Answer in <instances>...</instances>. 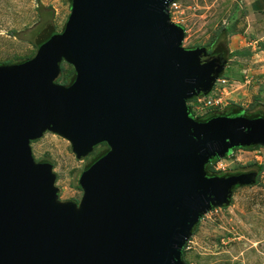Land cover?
<instances>
[{
    "label": "water",
    "instance_id": "1",
    "mask_svg": "<svg viewBox=\"0 0 264 264\" xmlns=\"http://www.w3.org/2000/svg\"><path fill=\"white\" fill-rule=\"evenodd\" d=\"M171 0H68L63 28L32 57L0 64V264H184L192 226L255 172L207 174L211 158L264 146V119H196L186 102L209 92L221 52L181 45ZM68 84L56 82L62 63ZM75 158L78 200H60L49 161L30 142L46 132Z\"/></svg>",
    "mask_w": 264,
    "mask_h": 264
},
{
    "label": "rangeland",
    "instance_id": "2",
    "mask_svg": "<svg viewBox=\"0 0 264 264\" xmlns=\"http://www.w3.org/2000/svg\"><path fill=\"white\" fill-rule=\"evenodd\" d=\"M251 4L250 7L248 3ZM188 15L187 33L181 45L209 50L222 42L228 55L221 78V102L237 104L247 112L264 110V0H195ZM69 12L68 0H0V62L28 59L35 53L34 38L47 24L60 31ZM249 13V15H248ZM248 15V16H247ZM221 27L228 33L217 37ZM206 49V52H208ZM59 79L65 84L71 66L62 63ZM105 145H95L83 158H75L69 143L46 131L30 142L37 161L52 164L60 200H78V177L85 164ZM262 169L256 183L237 186L229 204L214 207L199 219L196 230L183 247L188 264H264V146L235 149L212 163L219 173Z\"/></svg>",
    "mask_w": 264,
    "mask_h": 264
},
{
    "label": "trees",
    "instance_id": "3",
    "mask_svg": "<svg viewBox=\"0 0 264 264\" xmlns=\"http://www.w3.org/2000/svg\"><path fill=\"white\" fill-rule=\"evenodd\" d=\"M62 28H63V26H62ZM227 29H228L227 27H221L220 30H218V32H217V37H223L224 38L225 34L228 33V30ZM51 31H55L54 28L51 25L47 24L46 26H44L43 30L34 38V45L36 46V44L39 41V39L43 35L47 34L48 32H51ZM191 47H199V46H191ZM202 47H204V46H202ZM206 49H208V48H205L204 47V50L205 51H206ZM217 50L218 51H221V53L223 54V56L225 57V59H227L228 57H230L228 55H233V54L239 53L237 50L228 51L226 49V47L223 46L222 42H220L218 45H216L213 49H211V50L208 49V52L207 53H210V52H213V51L215 52ZM26 59H24V60H26ZM20 61H23V60H20ZM20 61H16V62H20ZM2 63H11V62H9V61L0 62V64H2ZM60 70H62V67L60 68ZM60 73H61V71H60ZM222 73L223 72H221L218 77H221ZM59 77H60V74L57 77L56 81L59 79ZM72 78H73V70H70L69 76H68L65 84H68L72 80ZM194 97L195 96H191L188 100H190V99H192ZM242 112L245 113V115H247V116H258V117L264 119V110L263 109H258V110L254 111V112H247V111L244 110V108H242L241 106H239L237 104H234V103H230L227 107L225 105L221 110H210L208 112H205L202 116H195V118L196 119H206V118H210L212 116L213 117L214 116H218V117L220 116V117H222V116H226V115H230V114H236V113H242ZM191 114H193L192 111H191ZM255 146H258V144L237 147V148H234L233 150H235V149L251 150ZM105 151H106V146L103 149L97 151L90 158V160L85 164L83 170L85 168H87L92 162H94L99 156H101ZM216 160H218V159L217 158H211L208 162H206L204 164L203 169H204V171L207 174L214 175V176H220V174H222V175L225 174V173H219V172H217L216 170H214L212 168V163L215 162ZM42 161H46V160H42ZM261 169H262V165L261 164H259V165L257 164V167L255 168L256 175H258V173L260 172ZM255 179H256V177H255ZM254 183H256V180H255ZM234 189H235L234 187L231 188V190H234ZM214 207H220V206H214ZM197 223L198 222H196L192 226V228H191V234H193L194 231L196 230ZM183 262H184V264H188L184 259H183Z\"/></svg>",
    "mask_w": 264,
    "mask_h": 264
},
{
    "label": "built area",
    "instance_id": "4",
    "mask_svg": "<svg viewBox=\"0 0 264 264\" xmlns=\"http://www.w3.org/2000/svg\"><path fill=\"white\" fill-rule=\"evenodd\" d=\"M195 6V0H171L167 4L169 20L183 26V39L188 31V15L184 13V9L194 10ZM225 82V78L216 79L211 90L207 94L195 96L187 102L194 116H202L205 112L210 110H221L225 106V104H222L220 96L223 91L222 84Z\"/></svg>",
    "mask_w": 264,
    "mask_h": 264
},
{
    "label": "flooded vegetation",
    "instance_id": "5",
    "mask_svg": "<svg viewBox=\"0 0 264 264\" xmlns=\"http://www.w3.org/2000/svg\"><path fill=\"white\" fill-rule=\"evenodd\" d=\"M214 52V51H213ZM215 52H221V51H215ZM213 117V116H212ZM207 119V118H206ZM252 172H255V174H256V171H255V169L253 168H250V169H241V170H233V171H229V172H225V174H232V175H239V174H247V173H252ZM222 174H220V176H221ZM224 175V174H223ZM256 177H257V175H256ZM238 185H234V186H232V187H234V188H236ZM231 187V188H232ZM231 191H233V190H231Z\"/></svg>",
    "mask_w": 264,
    "mask_h": 264
},
{
    "label": "clouds",
    "instance_id": "6",
    "mask_svg": "<svg viewBox=\"0 0 264 264\" xmlns=\"http://www.w3.org/2000/svg\"><path fill=\"white\" fill-rule=\"evenodd\" d=\"M171 22H172V21H171ZM173 23H175V22H173ZM178 24H179V23H178ZM180 25H181V24H180ZM182 27H183V26H182ZM183 30H184V29H183ZM183 37H184V35H183ZM183 40H184V39H182V41H183ZM218 78H221V77H218ZM218 78H216V79H218ZM214 83H215V81H214ZM214 83H213V84H214ZM212 86H213V85H212ZM212 86H211V88H212ZM211 88H210V90H211ZM210 90H209V91H210ZM207 93H208V92H207ZM207 93H206V94H207ZM199 95H201V94H199ZM195 96H198V95H195ZM188 101H189V100H188ZM188 101H187V102H188ZM187 102H186V104H187ZM187 106H188V105H187ZM188 108H189V107H188ZM189 110H190V109H189ZM190 112H191V111H190ZM192 115H193V114H192ZM193 116H194V115H193ZM194 117H195V116H194ZM232 153H233V152H232ZM230 155H231V154H230ZM227 157H228V156H227ZM224 158H225V157H224Z\"/></svg>",
    "mask_w": 264,
    "mask_h": 264
},
{
    "label": "crops",
    "instance_id": "7",
    "mask_svg": "<svg viewBox=\"0 0 264 264\" xmlns=\"http://www.w3.org/2000/svg\"><path fill=\"white\" fill-rule=\"evenodd\" d=\"M256 1L258 2V0H256ZM247 3H248V6L250 7L251 4H249V2H247ZM248 15H249V13H248ZM248 15H247V16H248Z\"/></svg>",
    "mask_w": 264,
    "mask_h": 264
}]
</instances>
